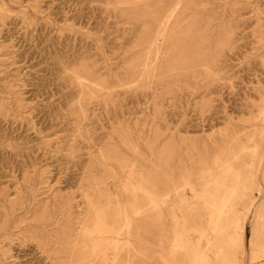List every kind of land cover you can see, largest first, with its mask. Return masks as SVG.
I'll return each mask as SVG.
<instances>
[{
    "label": "rangeland",
    "instance_id": "obj_1",
    "mask_svg": "<svg viewBox=\"0 0 264 264\" xmlns=\"http://www.w3.org/2000/svg\"><path fill=\"white\" fill-rule=\"evenodd\" d=\"M178 1L0 0V231L9 229L0 238V264H72L77 256L61 244L65 233L68 243L81 241L87 195L127 205L130 172L160 176L167 169L191 200L180 176L207 174L214 157L236 147L232 137L249 132L239 131L248 119L241 105L264 70V0H182L168 29L181 40L171 45L166 36L156 49L150 40L142 44L155 30L143 6ZM219 51L226 68L194 67ZM145 66L150 77L139 83ZM208 79L217 80L213 91ZM102 153L126 167L105 165ZM137 197L141 229L119 237L123 250L109 254L111 264H160L171 250L172 221L163 227V215ZM177 215L199 225L203 212L184 206ZM175 256L186 258L181 250Z\"/></svg>",
    "mask_w": 264,
    "mask_h": 264
},
{
    "label": "bare ground",
    "instance_id": "obj_2",
    "mask_svg": "<svg viewBox=\"0 0 264 264\" xmlns=\"http://www.w3.org/2000/svg\"><path fill=\"white\" fill-rule=\"evenodd\" d=\"M182 2L179 0L173 6L165 3L159 7L147 2L143 9L153 16L151 22L155 23V30L151 38V31L148 29L140 42L145 44L150 40L151 48L156 49L158 42L167 36L171 45L178 43L181 40L177 37L178 33H170L168 29ZM162 11L164 12L161 14ZM234 34L237 35L236 31ZM234 36L228 37L226 45L231 44ZM224 54L226 56L225 51H219L210 57H204L202 63L197 62L194 67L204 65L208 67L209 72L222 70L228 66ZM210 58L213 60L212 64ZM57 68L59 71L64 68L60 59L57 61ZM259 71L260 75L250 81L253 87L245 92V102L241 105L242 113L248 115V119L241 123L239 131L249 130L246 136H233L236 147L223 153L220 158L214 157V168L207 174L197 176L195 180L190 175L180 176L182 185L187 186L191 192V200L186 198L185 193L178 191L176 173L167 169H163L160 176L130 172L123 183V191L132 199L127 205L117 201L115 206L111 198L103 194L100 199L105 202L101 204V201H95L92 195H87L86 204L90 219L81 241L68 243L70 234L65 233V244H61L77 256L72 264H111L109 254L116 256L123 250L119 237L124 234H139L141 229L138 218L143 212V204L138 200L139 193L145 196L151 211H159L158 213L163 215V227L169 219L173 223L169 242L171 250L160 255V264H245L244 257L247 252L249 264H264V70ZM139 74L136 81L143 83L150 77V68L143 67ZM78 80L80 86H89L82 78ZM216 84L215 79L207 80L211 91L218 86ZM57 116L59 115L56 114L55 118ZM101 156L105 165H109L110 160H113L122 165L121 167H126L114 153L109 155V158H106L104 153ZM122 172L126 174L124 170ZM110 176L112 175L107 174V177ZM115 176L119 177L118 173ZM157 176L161 177L160 181ZM93 179V187L101 188L100 182L94 177ZM195 181L201 183L195 185ZM28 197L30 198L29 195ZM258 197H262V202L256 205ZM168 203L169 212L164 213ZM184 206L191 212L196 208L202 210L203 216L199 225L195 221L190 222L186 217L182 220L178 217L177 211H181ZM250 214L251 237L247 248L245 230ZM8 230L4 227L0 231V238L7 234ZM193 235H197V240ZM177 250L185 252L184 260L176 258Z\"/></svg>",
    "mask_w": 264,
    "mask_h": 264
}]
</instances>
